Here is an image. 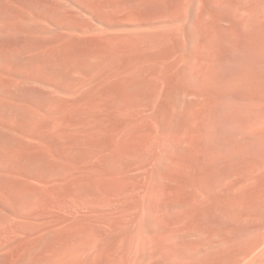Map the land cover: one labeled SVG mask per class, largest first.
<instances>
[{"label":"rangeland","instance_id":"1","mask_svg":"<svg viewBox=\"0 0 264 264\" xmlns=\"http://www.w3.org/2000/svg\"><path fill=\"white\" fill-rule=\"evenodd\" d=\"M90 1L0 0V21L5 22V19H10L20 24L25 22L27 17L35 16L34 19L39 21L37 23L40 25H52L53 19L51 18L56 15H53L55 11L52 10L50 2L65 4L69 11L85 6L84 14L88 16L94 14L97 17L93 19L94 23H100L99 18L104 15L110 17L113 22L123 21L127 15L136 16L145 24L141 26L143 29L147 21L155 25L160 22L167 23L168 27L187 16L189 19L187 22L195 39L187 51L188 56L184 62L185 70L181 74L180 82L185 90H195L193 92L199 94L203 89V93L200 95L202 99L200 96L197 98L194 95L188 96L184 106L171 110V112L179 125L189 126L190 136L186 135L189 134L187 132L184 134L185 138L182 135V139H179L180 136L170 135L161 140L166 160L159 165L164 167L162 168L166 172L165 175L160 178L154 193H151L149 197L148 195L132 197V191L137 186L134 182L122 177L121 173L118 175L117 182L105 185L101 182L94 183L93 175L106 174L107 164L104 158L108 151H115L119 148L121 156H124L139 151L140 148L136 146L142 148L147 140H144V137L148 138V133L143 132V135L137 133L134 137L136 141L122 144L119 147L113 144L112 139L118 131L125 127V121L129 119V111L137 108L138 100L144 101L147 94L137 93L126 96L124 88L117 89V105L112 110H109L110 96H106L109 114L103 113L100 116L102 120H99L98 125H104V128L99 139L93 138L92 142L81 140L82 137L89 136L87 133L89 129L87 126L84 127L85 119L74 114L72 108L74 103L70 105V114L55 113L59 119L62 118L63 124L67 127L70 135L67 138L42 139L23 131L10 132L6 139H0L4 142L0 141V161L7 168L6 179L0 180V201L7 200L8 202L5 205L8 208L0 205V242L2 243L0 264L45 262L50 258L48 257L50 254L53 255L52 253L64 244L63 239L67 237L65 232L70 225H73L72 221L67 223L66 219L59 220L63 217L72 218L76 209L83 210L85 203L92 204L96 201L107 209L110 206V200L118 196H122L118 200L124 202L119 204L118 214L122 213L120 211H127L126 203H129V200L143 203L146 199L151 204L149 210L152 209L151 212L148 210V215L151 214V218L156 219L160 226H164L166 230L169 227L168 231H172L176 228L182 229L186 224L184 228H187L186 232L188 231L192 238L189 241L179 240L170 233L152 244L148 260L143 264H212L215 260L217 262L222 260L223 264H264V180H262L264 179V105L246 98L243 94L242 96L241 93L209 91L212 86L230 82L243 73L264 74V54L257 53L254 48H251L260 35L257 30L258 23L264 22V20L260 22L256 20L257 11L262 10L260 7L263 5V0H194L190 8L186 0H168L164 11H161L159 4L157 5L153 0L150 2L149 0H120L117 10L109 9L106 13L103 11L107 10L110 5L101 6L100 3L104 0H98L93 5L94 12L88 8ZM144 1L145 4L142 5L144 7L140 8L138 5ZM3 14L5 16H2ZM156 30L159 32L158 28ZM156 30L151 33V43L157 37L154 34L157 33ZM141 31L144 32V30ZM78 37H81L80 42L86 49L94 52H103L105 49V44L86 34L78 35ZM157 39L156 43L159 44ZM160 45L159 50L169 49V44ZM138 52L142 55L145 53V51H136ZM152 52L155 50L147 52L150 56L144 57L147 54L145 53L143 58L137 60L142 61V64L148 63L155 66L157 50L154 55L151 54ZM144 59L145 62H143ZM168 78L163 83H159L158 89V96L162 95L160 100L165 104H167V98L162 91H167L173 86ZM262 97L264 98V92H262ZM92 98L98 100L100 97L95 94ZM194 98L196 101L199 99L198 102H194ZM70 99L73 98L70 97ZM71 102L74 101L71 100ZM76 107H82L81 100H78ZM95 127L97 128L96 123ZM190 128L194 131L191 132ZM99 148L103 150V155L98 158L93 157L90 152ZM182 163L186 165L183 166ZM133 166H130L128 170L130 175L136 174V166ZM92 167L96 169V173L92 172L94 170L91 169ZM254 168L257 169L256 172L259 170V173L257 172L259 175L256 173L258 178H261L258 182L262 181L260 184L255 183L260 185L259 187L255 185L257 191L254 189L252 193H249L251 195L239 198L233 195V190H227L229 185L232 186L231 180L232 183L234 180L244 179L242 181H246L245 177L250 175L247 172ZM257 176L256 179H258ZM144 177L146 176H143L144 181H148L149 178ZM64 179L65 183L62 187H54L55 182ZM178 181L184 184L179 191L175 187V182ZM199 182L201 184L198 186L203 187L194 185ZM192 186L196 188L195 191L201 190L200 193L203 189L205 192L203 194H206L204 198L208 202L203 205L205 207H200L197 219H194L189 227L190 222L185 221L183 216L181 219V213L177 210V212L172 211L168 205L171 206L176 194L182 200L184 196L188 197H185L184 202L189 201L194 193ZM21 193L28 195L30 203L27 205V214H21L24 215L23 219L26 221L20 222L21 226L18 230L15 228L18 222L13 220L15 215L11 205H17L20 202ZM212 200L215 202L212 203ZM217 202H219L218 205ZM101 206L97 205L96 208L100 210ZM35 213L41 219L53 216L60 224H58V230H53L42 239L44 241L48 238L43 247L32 248L30 241H33L36 233L30 234L24 228L29 225L28 221L34 218ZM120 221L123 222L122 219ZM165 222L171 224L167 225ZM112 234L108 233L111 244ZM255 243L257 248L256 246L252 248ZM111 244L107 242L106 247L110 249ZM216 252L224 253L220 255ZM213 257L216 258L214 262H212Z\"/></svg>","mask_w":264,"mask_h":264},{"label":"bare ground","instance_id":"2","mask_svg":"<svg viewBox=\"0 0 264 264\" xmlns=\"http://www.w3.org/2000/svg\"><path fill=\"white\" fill-rule=\"evenodd\" d=\"M97 1H90L91 4L88 6L90 11L94 12L93 5ZM153 1L157 5L159 4L161 11L166 9L168 0ZM186 1L188 8L192 7L191 5L194 0ZM119 2L120 0L102 1L100 3L101 6L107 7L108 4L110 5L103 13H106L109 9L117 10ZM67 3L69 2L67 1ZM143 4H145V1L138 6L141 8ZM262 4L263 7L260 4V8H262L261 12L257 11L258 15L255 14L257 16L256 20L259 22L264 20V0ZM50 5L52 10L55 11L53 15H56L51 18L53 19L52 25H40L37 23L39 21L34 19L35 16L27 17L26 21L20 24L10 19H5V22L0 21V139H6L8 134L15 130L23 131L26 134L30 133L42 139L58 140L60 138H67L70 136L67 127L63 124L62 118L59 119V117L55 116V113L70 114V105L74 103L73 106L75 108L72 107L74 114L84 118V127L87 126L89 129L87 132L89 136L87 135V138L82 137L81 140L83 142H92L93 138L99 139L100 133L104 128V125H98V122L102 120L100 116L103 113H108L107 108L109 106L106 103V96H110L109 100L112 108L109 107V110H112L117 105V89L124 88L126 96L145 93L147 94V98L144 101L138 100V107L129 111V119L125 121V127L113 136L112 141L115 146L119 147L122 144L136 141L134 139L136 134L142 133L143 135L144 132L149 135L148 138L144 137V140L147 139L146 142L142 148L136 146L138 149L140 148L139 151L124 156H121L119 148L115 151H108L104 158L107 164L106 174L93 175V182H101L104 185L106 183L113 184L118 181V175L121 173L122 177L134 182L137 186L132 191V197L138 195H148L149 197L151 193H154L157 184L160 182V178L166 173L164 172V167L162 166V168L159 165L166 160L161 140L165 136L170 135L180 136L179 139H182V135L184 138L186 135L190 136V130L188 131L189 126L185 127L183 125V127L179 125L174 120L171 110L179 109V107L187 102L185 99L188 96L194 95L197 98L203 93V89H201L199 94L194 93L193 91L195 90H185L182 88V82H180L181 74L185 70L184 62L186 56H188L187 51L195 39L187 22L189 20L188 17L184 16L181 18V21L174 25H168V27L166 26V22V24L160 22L155 25L147 21L145 22L147 25L143 29L142 27L145 24L136 18V16L127 15L125 20L113 22L110 17L104 15L100 16V23H94L93 19L97 17L94 14H90L89 16L84 14L86 12L85 6L69 11V8L65 4L50 2ZM2 16H5V14ZM263 23H258L259 27H257V30H259L260 35L259 38L257 37L256 42L253 43V47H251L260 54H264ZM157 28L159 32H157ZM140 29L144 30L145 33ZM154 30L157 32L154 34L155 37L157 35L156 39L158 38L159 44L156 43L155 37V40L151 43V33ZM81 34H86L101 41L105 44L104 51L94 52L84 48L79 39L81 37H78ZM165 43L169 44V49L167 51L159 50L160 44L163 45ZM151 50H155V52L157 50L155 54V57H157L155 66H151L148 63L142 64V61L137 60L141 59V57L143 58V55L151 52ZM136 51H145V53L142 55V53L138 52L141 56H137L138 53ZM155 52L151 54L154 55ZM146 55L150 56L147 53L144 57ZM143 62H145V59ZM155 75L157 77H154ZM167 78L171 81V86H173L167 91H162L167 98V104H165L160 100L162 95L158 96V89L159 83H163ZM118 84L121 87H118ZM209 91L241 93L246 98L264 105V98L262 97V92H264V74L243 73L230 82L212 86V89ZM95 94L100 97L98 100L92 98ZM66 96L69 98L67 99ZM70 97L73 99H70ZM196 98H194V102ZM200 98L202 99L201 96ZM189 99L188 101H190ZM71 100L74 102H71ZM78 100L82 101V107H76ZM114 111L118 115L117 109ZM95 123L97 128L95 127ZM190 129L192 130V128ZM135 143L137 144L138 142ZM90 154L98 158L103 155V150L101 148L94 149ZM194 159L196 161V158ZM133 165L136 166V174L130 175L128 170ZM0 166V180H3L6 179L7 168H5V165L1 161ZM191 166L193 167V164ZM256 167L258 169V166ZM91 169H94L92 170L93 173L97 172L94 167ZM257 169L254 168L252 171L250 169L251 173L250 171L247 172L248 175L250 174V178H248L249 176L245 177L246 181H242L244 179L234 180L232 183L231 180L230 184L232 186L229 185V189L227 190H233V195L239 198L251 195L249 193L260 186L257 185L259 183L258 180L260 181L261 179L256 175L257 172L259 173V170L256 172ZM143 176H146L144 177L145 179L149 178L148 181H144ZM256 176L258 179L255 178ZM255 179L257 180L256 182ZM49 181L51 182V180ZM63 183H65V179L55 182L54 187H62ZM199 184L201 183H194L197 186ZM182 185L184 184H181L179 181L175 182V187L178 188V191ZM195 189H192L194 193L191 196L189 195V201L186 200L184 202L183 200L186 196L182 200L176 194L175 200L172 204L170 203L171 206L168 205V208L172 211H179L181 213V219L183 216L185 221L190 222L189 227L191 226V222L193 223V220L197 219L200 207H205L203 205H205V202H208L204 198L206 195L203 194L204 190L202 189L203 192L200 193L201 190L195 191ZM21 194L22 197L19 195L21 200L17 203L18 206L10 204L15 215L13 220L14 222H18L15 225V228L18 230H20V222L26 221V219H23L24 215L21 214H27V205L30 203L28 195L25 193ZM120 197L122 196L110 200V208L107 206L109 209H105L106 207H102L96 201L92 204L85 203L83 210H77L74 206L76 212H74L72 218L63 217L59 220L63 221L66 219L67 223L72 221L73 224L65 232V236L67 237L63 239L64 244L55 250L52 253L53 255L50 254L48 260L45 262L41 261L39 264H143L148 260L152 244L170 233L179 240H192L188 231L186 232L187 228H184L186 224L183 228L179 225L183 230L176 228L168 231L169 227L166 230L164 226H160L156 222V219L151 218V214H149V217L148 210L151 204L146 199L143 203H137L135 200L134 202L129 200V203L126 201L127 211H120L124 214L119 213V215L117 209H119V204L123 202L118 200ZM213 201L215 202V200H212V203ZM7 204V200L0 201V205L5 208H8L5 206ZM218 204L219 202H217ZM97 205H100L102 208L100 210L97 209ZM121 219L123 222L120 221ZM157 219L159 218L157 217ZM59 221L57 222V219H54L53 216L41 219L35 213L34 218L28 221L30 222L28 223L29 225L24 228L30 234L32 232L36 233L33 241H30V246L32 248L36 246L43 247L48 238L44 241L42 239L53 230H58ZM94 233H98V235H94ZM108 233H113L111 235L113 238L112 244ZM258 240L261 241L260 239ZM107 242L111 244L110 249L106 247ZM210 242L209 244L212 243ZM256 243L253 246L251 244L252 248L256 246ZM1 247L2 243L0 242ZM223 253H220V255ZM214 259L216 258L213 257L212 261L210 258L212 262H214ZM220 259L223 258L220 257ZM221 261L219 262L223 264L224 261ZM207 262L209 263L208 259ZM219 262L215 260V263Z\"/></svg>","mask_w":264,"mask_h":264}]
</instances>
